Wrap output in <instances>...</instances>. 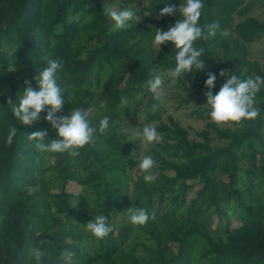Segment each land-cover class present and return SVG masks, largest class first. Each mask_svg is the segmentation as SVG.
Returning <instances> with one entry per match:
<instances>
[{"label":"trees","instance_id":"1","mask_svg":"<svg viewBox=\"0 0 264 264\" xmlns=\"http://www.w3.org/2000/svg\"><path fill=\"white\" fill-rule=\"evenodd\" d=\"M139 2L0 0V264H264V88L256 97L261 109L256 118L219 127L209 116L204 87L209 71L217 74L213 92L233 73L264 75V64L248 54V44L264 34V20L248 14L264 0H204L201 25H218L214 36L196 42L204 48L205 67L175 80L179 105H197L211 123L191 138L189 129L174 120L160 121L156 128L164 140L148 151L159 172L151 182L144 172L136 175L140 139L130 138L124 125L135 114L147 122L161 118L164 96L146 81L155 74L168 76L175 50L169 43L157 51L153 37L155 29L179 18V13L160 17V10L185 0H148L137 10L142 15L137 23L115 27L112 6L136 9ZM236 16L242 20L235 23ZM57 58L63 62L57 82L65 104L56 115L81 106L97 128L78 156L37 148L29 135L47 129L50 140L56 138L55 127L44 119L20 124L8 103L18 102L26 84L37 87L36 74ZM105 115L112 120L101 131ZM12 124L18 132L9 144ZM217 138L222 142L216 144ZM68 181L82 192H50ZM196 184L201 188L187 202ZM130 207L155 215L134 224L125 212ZM121 208L125 219L116 225L113 217ZM99 214L112 226L104 238L86 228ZM213 216L217 225L209 232ZM232 218L240 223L236 229H231ZM37 251L43 253L39 259Z\"/></svg>","mask_w":264,"mask_h":264},{"label":"clouds","instance_id":"2","mask_svg":"<svg viewBox=\"0 0 264 264\" xmlns=\"http://www.w3.org/2000/svg\"><path fill=\"white\" fill-rule=\"evenodd\" d=\"M204 9V0H185L183 4H167L160 10V17L173 16L179 13V18L166 29H155L154 43L159 48L161 45L171 44L175 50V64L167 69V74L172 79L184 80L194 70L205 67L203 57L204 48L198 47L196 42L201 38L214 36L218 27L215 23L206 26L201 25L200 18ZM109 15L117 28H128L132 21L137 23L141 16L132 7L120 10L110 9ZM207 28V31H205ZM63 68L61 59H50L46 67L39 71L34 79L37 87L26 84L18 102L9 99L12 104L11 113L22 125H32L44 119L56 129V138L46 139L47 129H38L29 136L35 139L36 147L53 153H68L71 156H78L79 149L92 141L97 128L90 123L87 116V108L81 106L70 111L69 114L57 116L65 104V96L61 86L57 82V73ZM221 76H227V72H221ZM217 74L209 71L204 87L206 88V104L210 105V118L218 123L242 122L256 118L260 114V107L256 106L257 94L264 88V75L255 74L241 78L236 73L228 76L219 90L213 92ZM187 82V81H186ZM188 83V82H187ZM147 87L155 92L164 85V77L155 74L146 81ZM121 103H129L127 96L122 97ZM48 109L46 115L41 113ZM112 117L105 115L99 124L101 131L110 126ZM129 128V127H128ZM136 133L144 145L162 143L163 135L151 124H143ZM132 129V128H130ZM133 129V130H135ZM18 129L15 124L9 128L7 142L12 143ZM156 165V160L151 154H145L139 161V167L144 170V180L151 182L155 179L151 171ZM130 220L134 224L143 225L155 214L150 213L144 207H130ZM87 230L97 238H104L111 230L109 218L104 214L95 215L86 223ZM43 255L37 251L39 259Z\"/></svg>","mask_w":264,"mask_h":264},{"label":"rangeland","instance_id":"3","mask_svg":"<svg viewBox=\"0 0 264 264\" xmlns=\"http://www.w3.org/2000/svg\"><path fill=\"white\" fill-rule=\"evenodd\" d=\"M147 4H148V0H140V2L136 4V10H139L142 7H146ZM111 9L120 10L121 8H120V5L117 4V5L112 6ZM248 16L258 18L259 20H264V4L263 6L256 7L253 11H251L248 14ZM176 18H178L177 15H176ZM241 20H242V17L240 16L235 17V23ZM154 46L157 51L161 50L160 47L158 48L155 43H154ZM248 54H249L250 59L258 60L260 63L264 64V34L260 35L258 38H256L250 44H248ZM162 76L164 77V86L156 90L157 93H162V95L164 96V101H163L164 111L161 114L160 120L147 122L143 115L135 114L133 116H130L128 120H126V124L124 125V128H125L124 130L130 136V138L140 139L139 145L141 146L140 149H141L142 156L145 154H151L153 156V153H151V151L150 153H148V151L150 147H154V145H144L141 141V138L136 134L139 131V128L135 129L136 127H143V124H151L157 127L160 121L169 124L170 119H172L175 122L182 125L183 127L189 129L191 138H197L195 133L206 129L207 125L211 123L210 121L211 119L207 118L205 114H202V115L199 114L197 105L193 104V105H188V106H185V105L180 106L178 103V95H179V92H181V90L179 87H177L176 80L171 79L170 77L164 74H162ZM145 101H146L145 99H142V102L140 105L141 109H143ZM217 124L219 127H225V126L231 127L230 124H223V123H218V122ZM212 137L214 138L216 136L212 134ZM221 142L222 141L219 140L218 138L215 140L216 144H219ZM50 162L52 161L50 160ZM138 168H139V165L136 166V168L134 169L136 171V175H141L144 172V170L142 169L139 170ZM151 171L153 172L155 179H156L159 173L156 168V165ZM165 172L167 175H170V176H173L174 174L172 171H165ZM46 178L50 180L49 176H46ZM221 178L223 181H227V178L225 176H222ZM187 183L191 184V181H188ZM200 188H201L200 184H196L190 187V190H188L187 202L192 200L195 197L196 191L199 190ZM62 189L66 191L67 193H71L74 195L80 194L83 190L76 183L72 181H68L66 182L65 185L59 184V183L56 184L55 187H52L50 192L54 194V193L60 192ZM155 207L157 208L159 207V205L155 203ZM124 217H125L124 210L121 208L117 212V214L114 215L113 217L114 224L117 225L121 221V219L123 220L125 219ZM127 219L130 220V215L127 217ZM216 225H217V218L213 216L212 218H210V221L208 224V231L209 232L214 231V229L216 228ZM239 226H240V223L232 218L231 219V229H236ZM141 240H144L146 242L145 235H144V238H142ZM170 245L172 247V250L174 252H177V245L173 243H171Z\"/></svg>","mask_w":264,"mask_h":264}]
</instances>
